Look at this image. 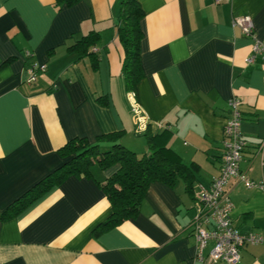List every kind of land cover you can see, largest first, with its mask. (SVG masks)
Here are the masks:
<instances>
[{
  "label": "crops",
  "instance_id": "crops-1",
  "mask_svg": "<svg viewBox=\"0 0 264 264\" xmlns=\"http://www.w3.org/2000/svg\"><path fill=\"white\" fill-rule=\"evenodd\" d=\"M138 3L142 76L128 90L121 74L118 0L61 6L54 0H0V210L62 162L57 149L68 138L93 141L113 130L139 154L146 149L144 130L171 129L167 145L193 163L190 190L181 178L173 186L153 180L134 216L96 229L110 208L99 182L117 164L93 165L92 175L69 173L0 218V264H224L194 256L193 196L218 169L231 94L239 99L245 140L239 167L264 181V149L256 150L264 140V53L245 62L251 39L230 23L247 13L264 39V0ZM89 29L98 38L75 57L67 45ZM30 61L44 63V69L26 81ZM226 187L232 223L240 232L264 236V187L234 178ZM239 252L233 264H264L263 242L243 243Z\"/></svg>",
  "mask_w": 264,
  "mask_h": 264
},
{
  "label": "trees",
  "instance_id": "trees-1",
  "mask_svg": "<svg viewBox=\"0 0 264 264\" xmlns=\"http://www.w3.org/2000/svg\"><path fill=\"white\" fill-rule=\"evenodd\" d=\"M77 0H54L57 6L68 5ZM143 15L138 0H118L117 36L122 46L121 74L124 87L133 90L142 76L139 59V41L142 36L140 20ZM98 38L95 30L89 29L67 45L75 57L89 52L90 45ZM101 99V97H98ZM146 149L136 154L120 140V131L113 130L96 135L93 141L84 136L68 138L57 149L64 157L62 162L33 182L0 210V218L15 214L37 196L69 173L92 175V166L106 168L117 164L100 185L109 202L107 216L99 221L96 229H103L134 216L147 185L157 180L173 186L178 178L190 190L193 178V163H184L179 155L167 145L171 134L168 127L142 132ZM102 141H108L103 144Z\"/></svg>",
  "mask_w": 264,
  "mask_h": 264
},
{
  "label": "built area",
  "instance_id": "built-area-1",
  "mask_svg": "<svg viewBox=\"0 0 264 264\" xmlns=\"http://www.w3.org/2000/svg\"><path fill=\"white\" fill-rule=\"evenodd\" d=\"M229 1V0H214ZM231 25H235L240 32L251 39V51L244 57L245 62L253 59L255 54L264 53V39L256 36L253 30L252 20L249 14H237L231 17ZM44 63L30 61L27 65L26 81H33L37 70H43ZM132 109L139 124L144 121L133 104ZM228 115L222 125L221 150L219 153V166L207 184H198L194 191L193 206L194 214L190 220L192 234L195 240L194 256L200 261L221 260L224 264L235 263L240 255V247L243 243L263 242L264 236L254 232H240L232 223L230 210L232 200L229 197L226 184L229 178L241 181L247 187H264V181L250 178L245 169L239 167V159L245 143L240 130L239 99L231 94L226 99ZM137 113V114H136ZM264 149V140L260 141L256 150L261 154ZM211 245L206 253L203 252L208 241Z\"/></svg>",
  "mask_w": 264,
  "mask_h": 264
}]
</instances>
